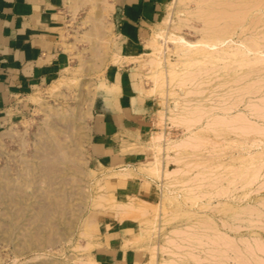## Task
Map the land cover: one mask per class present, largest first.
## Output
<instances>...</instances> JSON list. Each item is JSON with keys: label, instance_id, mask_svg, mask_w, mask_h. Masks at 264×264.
<instances>
[{"label": "rangeland", "instance_id": "1", "mask_svg": "<svg viewBox=\"0 0 264 264\" xmlns=\"http://www.w3.org/2000/svg\"><path fill=\"white\" fill-rule=\"evenodd\" d=\"M202 1L186 0L182 8L178 0H163L159 16L145 38L144 54L136 59L140 85L146 88L150 85L147 67L140 64L152 52L148 43L157 24L165 25V18L170 16L169 26L174 24L180 38L194 44L203 37L207 20L189 13L201 8L213 13L207 17L212 18L215 27L233 28L227 43H249L256 38L259 46L249 51L247 58L253 61L261 56L264 60V0ZM246 3L250 4L243 7ZM70 4L78 8L76 14L82 17V27L93 25V32L82 34L85 43L76 61L58 79L30 96L21 114L7 122L0 119V133L9 128L17 131L14 137L3 136L0 141V170L7 167L8 175L17 177L12 169L19 167L23 153L26 160L33 162L37 173L28 186L20 188L19 199L10 202L7 210L0 208V264H86L91 257L94 261L87 264H97L96 239L118 231L119 239H126L121 246L135 248L138 253L135 264H264V63L250 66L244 72L239 70L226 79L214 75L216 79L209 86L199 87L197 81L171 87L165 78V89L174 94L165 90L153 96L145 93L148 121L135 134L131 146L123 149L134 154L132 158L118 167H104L90 152V123L96 93L105 100L113 99L106 97L103 90L116 94L115 87L108 86L102 78L112 35L106 32L105 19L95 21L97 14H107L106 2L70 0ZM255 4L259 5L255 8ZM242 9H246L245 14H241ZM158 41L165 52L164 62L176 63L173 44L163 45L162 37ZM194 88L203 92L193 96L189 91ZM226 92L232 94L228 102L236 103L228 111L219 109ZM175 102L180 107L178 112L182 107L202 108L203 113L210 111L202 118H199L202 112L198 111L199 122L186 128L173 122L178 113L173 106ZM215 120L227 122L220 126ZM48 127L56 138L52 136L50 141L51 203L42 209L47 184L39 169L44 159L32 157V150L40 139L38 134L42 131L45 138ZM20 137L27 142L25 152ZM156 137L161 143L160 150H148L151 153L141 150V145L150 144ZM185 141H194L196 146L181 147ZM154 157L161 160L160 177L144 169ZM126 166L135 174L130 180L134 186L129 190L120 184L119 177L110 175ZM190 192L202 194L198 200L207 203V207L191 206L187 200ZM98 195L108 197L102 201L104 208L130 202L134 213L119 217L95 206V229L86 218ZM165 195L176 196L183 209L195 213L188 218L165 220L164 215L175 206L172 198L164 200ZM224 203L236 209V213L222 212ZM136 208L144 210V214L139 215ZM201 217L209 218L213 229L197 225ZM147 221L150 225L146 227ZM84 245L88 249L82 248ZM117 245L114 243L113 247Z\"/></svg>", "mask_w": 264, "mask_h": 264}, {"label": "crops", "instance_id": "2", "mask_svg": "<svg viewBox=\"0 0 264 264\" xmlns=\"http://www.w3.org/2000/svg\"><path fill=\"white\" fill-rule=\"evenodd\" d=\"M105 2L107 14H97L95 21L105 19L106 32L112 35L102 78L115 86L116 94L113 100H105L96 93L90 152L101 166L118 167L134 155L123 149L131 146L148 121L147 88L139 83L136 59L144 54L145 38L163 0ZM77 10L70 0H0V119L7 122L21 114L30 96L76 61L85 43L82 34L93 32V25L81 26ZM131 179L121 178L124 189L134 186ZM118 234L98 236L94 244L97 264H135V248H123L126 239L120 240ZM114 243L118 244L115 248Z\"/></svg>", "mask_w": 264, "mask_h": 264}, {"label": "bare ground", "instance_id": "3", "mask_svg": "<svg viewBox=\"0 0 264 264\" xmlns=\"http://www.w3.org/2000/svg\"><path fill=\"white\" fill-rule=\"evenodd\" d=\"M185 1L186 0H178L180 7H182V8L184 7ZM202 2H204V0ZM254 2H255V0H254ZM258 2H260V1H258ZM263 3H264V1H263ZM249 4L250 3H248V4L246 3L243 5V7H247V5H249ZM259 4H255L256 6H253V7L256 8ZM253 7H251V9ZM240 8H241V5H240ZM249 8L250 7H248V9ZM201 9H199L200 10L199 12H195V13L190 12L189 13V14H192V16H193V14H195L197 16L202 15L201 16L202 19L207 20V23L205 22L206 27L203 31V37L201 39H199L197 42H195L194 44H190L186 40L182 39V37L180 38V36L177 32L178 27H176L174 24L169 26L168 23L171 22L170 16H168V18L167 17L165 18V25L157 24V26L153 32V36L149 39V43H148V45L152 49V52L149 54V56L145 57V59H144L145 62L144 61L142 62L147 67L146 74L148 75L147 77L150 80V85L146 89V95H150V96L152 95L153 96V94L154 95L158 94L162 90H165L166 93L169 92L165 89V84H164L165 78L170 82L169 84L171 85V87H175V86L184 87L187 84H192V83H195L197 81H198V83H200L199 87H201V84L209 86L214 81V79L218 78V75H220V77H222L223 79H226L229 76L236 75L237 71H239V70L244 72V70H247L246 68H248V67H249V69H251L250 66H254L256 64L259 65V64L264 63V60L261 59V56H258V55H257L258 57H256L255 60H253V61L249 60L247 58L248 52L249 51H255L256 49H254V48H257V46H259L258 40L256 38L251 39L249 43H246L245 41H241L239 44L227 43L226 41L228 38L231 37L233 28H231L229 25H221V28H219L217 25L215 27V24H214V21H212V18L209 19L212 16L211 14H213V13L207 8H205V10H209V12L206 11L207 13L205 12V10L203 8H201ZM245 10L242 9V11H244V13H241V14H245ZM220 11L224 12L223 10H220ZM220 11H217V12L219 13ZM240 11L241 10H239V12ZM203 13H204V15H203ZM208 13L210 16L208 15ZM207 15L209 16V18L207 17ZM201 17H196V18L201 19ZM213 24H214V26H213ZM222 26H224V27H222ZM158 37L163 38V45H165L166 42H171L173 44L174 53L178 57V61L176 63L166 64L164 62L165 57H163V56H164L165 52H164V49H162L160 46V45H162V43H159ZM179 38L181 39L180 41H179ZM214 75H217V77L215 78ZM238 77H239V74H238ZM225 81H227V80H225ZM201 82H203V83H201ZM225 84H226V82H225ZM108 86L115 87V86L109 85V84H108ZM202 92L203 91H200V90L197 91L196 88L189 91V93H192L193 96L198 95L199 93H202ZM103 93H106V97H108V98H111V96H112L111 91H109V90H103ZM169 93H171V95H172V94H174V91L169 92ZM230 95H232V94H228L227 92L224 94V96L222 98L223 101H221L222 106H220L219 109H222L224 111H228L231 108H233L231 106H235L236 103L233 105L232 103H230V101L228 102V100L231 97ZM114 97H112V98H114ZM41 105H43V104H41ZM173 106H175V108H176L175 112H178V110L180 109V107L178 106V103L175 102V104ZM198 108H201V107H198ZM203 110H205V108ZM207 110H205V112H204L205 114H208L210 111L209 109H207ZM45 111H48V110H45ZM198 111L202 112V108L198 110L196 107H194V108L182 107L181 110L173 118V122L180 123L183 126H185L186 128H190L195 123L199 122V118L203 117L204 113L202 112V115L200 114V117L198 118L197 115L199 113H201V112L198 113ZM45 116L48 117V115H45ZM216 122H217V120H215V123ZM218 122L221 123V120H218ZM226 122L227 121H224L223 123H226ZM211 123H214V121ZM219 123H216V124H219ZM223 123H221L219 125L224 126L225 124H223ZM208 124L209 123H207V125ZM52 131L53 130H50V128L48 127V133L46 134L45 138L42 137L43 133L41 131L38 134L40 139L38 140L37 143H35V145H34L35 147L32 150V157H41L42 159H44V161H43L44 163L41 166V168L39 169V173H42V176L46 179V184H47V186L45 188V193H44V197H45L46 201L42 203V205H41L42 209L44 207L50 205V203H51V201H49L51 199V192H52L51 187H50L51 185L49 182L51 179L50 174H51V170H52L51 158H50L51 153H52V146L50 145V141H51L52 136L56 138V134L51 133ZM16 132H17L16 130L11 129V128L5 130L4 132L0 133V141H1L3 136L14 137L13 135H15ZM19 139H20L19 141H20L21 149L23 152H25V147L27 145V142L22 137H20ZM195 144L196 143L194 141H191V142L185 141L180 146L183 148L184 147H195L196 146ZM36 145H37V149H36ZM160 148H161V143L157 140V137L155 139H153L152 142H150V144L144 145V146L141 145V150H145L147 153L148 152L151 153V151H148V150H152V151L157 150L158 151V150H160ZM58 149L62 150V148H59V147H58ZM152 161L153 162H150V164L148 166H146L144 169L150 173L155 174V176L160 177L161 175L158 173L159 172L158 166H159L161 160L158 157ZM35 169L36 168H35V165L33 164V162L26 160L24 154L22 153L20 155L19 167L16 169H12L17 174V177L11 178L8 175L9 169L7 167L5 169L0 170V208H2L3 211L8 209L10 202L15 201V199L20 198V196L18 195V191H20V188L23 187L24 185L28 186L31 182V179L36 177L37 173L35 172ZM254 172H255V170H254ZM110 175L111 176H117L120 179L128 177V176H130V177L135 176L133 170L127 166L114 170L113 172H111ZM251 177H253V176H251ZM249 179H251V178H249ZM248 184H250V183H248ZM213 185H212V187H213ZM158 187H159V185H158ZM224 192H226V191H224ZM190 193L187 195V200H189L191 202L190 203L191 206L197 205L200 208L207 207V205H208L207 203L198 200L200 198V196L202 195L201 193H200L201 194L200 196H197L196 194H193V193L190 194ZM207 194H210L209 191H207ZM218 194H220V193H218ZM221 194H224V193L222 192ZM107 198L108 197L105 195L96 196L93 199L94 200L93 203L91 204L92 207L94 208L95 206H100V208L98 210L106 209L105 211H109V212H111V213H113L119 217H121L124 214H131V212H133L132 209L134 208V206L130 202L116 203V204L110 205L109 207L104 208L102 201L106 200ZM171 198L174 200L175 206L171 212L166 213L164 215L165 220H174V219L185 218V217L188 218L192 214L195 213L191 210L183 209L181 206L182 205L181 202H179L177 200V197L174 195H172L171 197L165 195L164 200H166V199L168 200ZM93 208H92V210H90V213L88 214V216L86 218V221L88 224L90 223L96 229L97 226H96V223L94 221L95 217H94L93 212H95L97 210V208H94V209ZM143 211L139 208H136V210H135V212L139 213V215H143L144 214ZM221 211L222 212H228V213H230V215H233L236 213V209H232L227 203H224L222 205ZM198 221H199V224H197V225H200L201 227L212 228V226H211L212 224H211V221L209 220V218L201 217V218H199ZM145 223H146V227L148 226V224L150 225V223L148 221ZM214 231H215V229H214ZM89 245H91V244L88 243V248H89ZM85 247H82V248L88 249L87 245ZM91 258L86 260L87 261L86 264L93 260V259L90 260ZM79 264H81V262H79ZM84 264H85V262H84Z\"/></svg>", "mask_w": 264, "mask_h": 264}]
</instances>
